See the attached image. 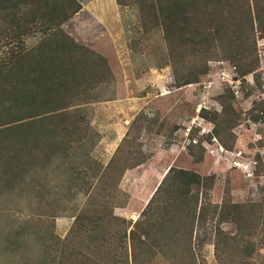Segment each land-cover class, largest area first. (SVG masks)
<instances>
[{
    "label": "trees",
    "instance_id": "trees-1",
    "mask_svg": "<svg viewBox=\"0 0 264 264\" xmlns=\"http://www.w3.org/2000/svg\"><path fill=\"white\" fill-rule=\"evenodd\" d=\"M115 2L136 11L143 35L160 32L158 68L169 67L173 88L197 83L210 61L231 63L240 77L256 67L254 36L262 32L264 0ZM80 7L77 0H0V34L15 41L14 51L0 62V196L40 161L65 158L72 146L85 140L87 126L73 106L112 81L110 44L98 49L79 45L61 30ZM29 37L37 41L25 48L22 40ZM231 96L212 120L213 135L223 147L220 129L228 132L234 126L228 113ZM139 164L134 158L122 159L116 149L97 177L103 191H94L73 216L67 235L50 247L48 264H151L157 257L170 264H195L192 240L207 219L214 225L216 264H263L256 258L264 245V197L248 203L223 199L213 205L212 175L169 167L138 220L112 216L113 206L104 202L111 195L106 183ZM76 175L79 179L80 173ZM223 225L231 231L225 232Z\"/></svg>",
    "mask_w": 264,
    "mask_h": 264
},
{
    "label": "rangeland",
    "instance_id": "rangeland-1",
    "mask_svg": "<svg viewBox=\"0 0 264 264\" xmlns=\"http://www.w3.org/2000/svg\"><path fill=\"white\" fill-rule=\"evenodd\" d=\"M77 1L79 11L61 30L79 45L98 49L110 44L112 81L73 106L87 126L85 140L72 146L65 158L40 161L0 196V264H48L50 247L67 235L73 216L88 197L103 191L97 177L116 149L122 159L140 161L118 180L113 175L104 188L111 194L104 202L113 206L112 216L125 222L138 220L169 167L212 175L213 205L223 199L248 203L264 197V14L262 32L254 36L257 64L252 73L240 77L231 63L210 61L197 83L173 88L169 67L158 68L163 51L158 30L143 35L136 11L115 0ZM257 27L253 23L255 31ZM36 41L23 38L22 45L29 48ZM14 46L15 41L0 34V62ZM229 94L234 126L228 132L220 129L223 147L213 135L212 120ZM198 158L201 161L195 162ZM93 175L96 178H89ZM213 227L207 219L194 234L195 264H216ZM221 227L231 231V226ZM256 260L264 264V245ZM151 264L170 263L157 257Z\"/></svg>",
    "mask_w": 264,
    "mask_h": 264
},
{
    "label": "built area",
    "instance_id": "built-area-1",
    "mask_svg": "<svg viewBox=\"0 0 264 264\" xmlns=\"http://www.w3.org/2000/svg\"><path fill=\"white\" fill-rule=\"evenodd\" d=\"M221 77L224 78V74L223 73H221Z\"/></svg>",
    "mask_w": 264,
    "mask_h": 264
}]
</instances>
